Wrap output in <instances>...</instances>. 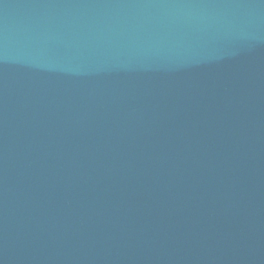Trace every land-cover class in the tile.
I'll list each match as a JSON object with an SVG mask.
<instances>
[{"label": "water", "instance_id": "water-1", "mask_svg": "<svg viewBox=\"0 0 264 264\" xmlns=\"http://www.w3.org/2000/svg\"><path fill=\"white\" fill-rule=\"evenodd\" d=\"M0 264H264V0H0Z\"/></svg>", "mask_w": 264, "mask_h": 264}]
</instances>
